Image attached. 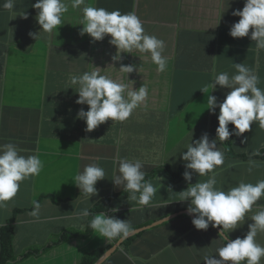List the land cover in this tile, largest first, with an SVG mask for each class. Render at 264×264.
<instances>
[{"label":"crops","instance_id":"obj_1","mask_svg":"<svg viewBox=\"0 0 264 264\" xmlns=\"http://www.w3.org/2000/svg\"><path fill=\"white\" fill-rule=\"evenodd\" d=\"M5 2L0 0V105L5 93L20 97L29 111L32 126L16 145L26 150L22 155H38L44 164L40 174L22 182L16 197L0 209V249L3 229L11 225L16 229L17 259L10 264H80L92 251H109L117 244L120 249L105 264H201L206 249L183 254L162 252L152 244L154 238L161 245L164 244L175 230L157 228V221L165 214L168 205L179 198L177 190L166 189L168 177L155 174L158 159L150 158L145 153H133L144 145H153L151 139L161 138L166 139V142L170 140L180 157L182 152H186L184 145L191 142V134L193 141L204 133L208 134L210 141L216 139L219 108H216L215 115L206 110L207 95L217 97L219 103L224 100L228 90L217 85L215 91L209 94L201 91L211 83L213 70L215 73L228 72L231 75L235 71L233 63H244L256 71L260 77L258 87L264 89V51L257 53L255 50V44L250 39L251 29L249 37L237 39L229 35L232 24L239 20L232 12L242 10L244 0H230L229 5L227 0H87V3L110 12H135L147 34L165 41L164 55L169 58L163 73L157 72V66L147 54H121V60L114 62L112 56L116 54V49L109 44L111 37H105L113 52L108 53L109 68L117 64L110 77L123 78L124 74L117 71L121 64L136 65L139 71L130 74L129 79L135 82L134 89H138L142 83L146 84L149 96L147 106L138 107L126 121L108 120L91 132L86 131L84 121L77 120L80 105L75 101L79 97L75 89L72 95L69 77L91 71L93 64L106 65V59L96 57L105 50H90L89 59H71L61 55L54 58L53 36L43 34L37 41L29 38L31 22L20 16L22 13H35L37 10L32 5L37 0H15L11 12L3 8ZM65 18L80 19L81 13L70 8ZM234 39L239 43L238 47L234 46ZM205 77L207 80L203 81ZM23 84L27 88H20ZM42 93L49 95L53 108L49 122L36 130L37 122L47 110L37 97ZM201 111H208L209 118L195 123L198 117H191L192 125L184 135L173 136L170 127L174 119H178L181 113ZM156 118L166 120L160 133L144 130V124ZM8 119V115L0 108V144L7 143L4 136ZM179 127L183 128L184 124ZM241 137L234 136L230 143L232 149L229 158L224 169L217 174V186L224 190L241 181L256 183L264 179V161L248 159L245 155L263 150H251L248 145L243 148ZM217 147L225 153L220 141H217ZM121 158L140 159L143 162L146 180L157 187L150 206L141 209L135 202L127 200L129 193L114 186L111 178L114 173L118 174L117 162ZM250 160L258 162L261 168L254 167L249 173ZM93 162L105 169L106 176L97 182V195L88 202L75 185V176ZM35 203L41 205L39 219L28 215ZM258 204H264V198ZM85 207L89 209V217L77 219L73 212ZM113 208L119 211L113 213ZM133 208L138 211H132ZM101 211H106L110 217L115 215L120 220H126V216L133 217L137 230L149 228L143 233L144 238L141 237L139 246L129 252L130 255L121 250L122 241H108L99 248L94 238L80 235L90 228L88 221L95 215L94 212ZM55 233L60 235L53 240ZM68 235L71 237L67 241H72L70 249H54L41 258L59 237H62L60 244L67 242L65 238ZM96 238L105 240L99 234ZM260 243L264 245V233ZM38 244L43 248L30 249ZM40 249L44 251L35 254L37 257L33 255L25 258L30 251L37 252ZM1 259L2 249L0 263ZM260 264H264V258Z\"/></svg>","mask_w":264,"mask_h":264},{"label":"clouds","instance_id":"obj_2","mask_svg":"<svg viewBox=\"0 0 264 264\" xmlns=\"http://www.w3.org/2000/svg\"><path fill=\"white\" fill-rule=\"evenodd\" d=\"M229 3L230 0H227L228 5ZM14 7L15 0H6L3 4V8L10 12ZM32 7L37 10L35 13L20 15L31 22L29 38L37 41L43 34L55 36L61 31L63 35L68 30L77 29L78 40L83 41L89 51L105 50L96 57L106 59V65L93 64L91 71L69 77L72 95L75 89L79 97L75 101L80 105L76 117L78 121L85 122L86 131L91 132L108 120L124 122L138 107L147 106V85L142 83V86L134 89L135 82L129 79L130 74L139 71L136 65L121 64L117 71L124 74L123 78L110 77L117 64H112L113 68H109L108 53L113 52L109 49L108 41L104 40L105 37H111L109 44L116 49V54L112 56L114 62L121 60V54H147L157 66V72L163 73L169 60L164 55L166 43L155 35L147 34L135 12H110L87 3V0H37ZM70 8L80 11L79 23L65 18ZM232 15L239 17V20L232 24L229 35L237 39L249 37L251 29L250 39L255 44V50L257 53L264 51V0H244L243 9L233 11ZM76 43L79 44V41ZM88 52L85 54L87 57ZM233 68L235 71L231 75L228 72L215 73L213 70L211 83L201 90L209 94L215 91L217 85L229 90L224 100L219 103L217 97L207 95L206 110L215 115L216 108H219L216 139L210 141L208 134L204 133L193 141L191 134V142L184 145L186 152L181 153L179 168L168 177L169 185L166 184V189L177 190L179 199L170 203L165 214L157 221V228L168 227L175 230L164 244L161 245L157 238L152 243L162 252L187 254L210 249V255L204 256L201 264H260L264 258V245L260 243L264 233V204H258L264 198V179L256 183L241 181L227 190L217 186V174L224 169L223 166L229 158L230 149L225 141L232 142L234 136L241 137L247 132L264 133V89L258 87L260 77L253 68L244 63H233ZM37 97L47 108L37 122L36 130H39L51 119L53 104L47 93ZM0 108L9 117L4 136L7 143L0 144L2 209L7 206L6 202L16 197L22 182L40 174L44 164L38 155H22L26 150L16 145L32 126L29 111L20 101V97L11 93L3 94ZM254 122H258L259 132L253 125ZM229 124L234 126L231 132ZM217 141L221 142L225 153L217 147ZM246 142L247 138L241 140V143ZM245 155L248 159L264 161V150ZM117 163L118 174L114 173L111 178L114 186L129 193L127 200L135 202L141 209L143 206H150L157 187L150 180H146L143 162L140 159L121 158ZM254 167H259L258 162L250 160L249 173ZM105 176V169L93 162L77 173L75 185L89 202L92 196L97 195V182L105 179ZM40 208L41 205L35 203L28 215L39 219ZM111 211L116 213L119 209L113 208ZM132 211L138 209L133 208ZM105 212H94L95 215L88 221V230L98 233L106 241H122L121 250L130 255L129 252L139 246L144 238L143 233L149 228L137 230L133 217L126 216V220H120L115 215L107 216ZM73 215L77 219H87L90 212L85 207L75 209ZM88 230L80 235L87 234ZM89 236L90 234L83 237ZM128 241L131 242L130 245L123 247ZM113 249L118 251L119 245L109 251L101 249L94 254L92 251L83 260L90 255L97 259L105 252L104 257Z\"/></svg>","mask_w":264,"mask_h":264},{"label":"rangeland","instance_id":"obj_3","mask_svg":"<svg viewBox=\"0 0 264 264\" xmlns=\"http://www.w3.org/2000/svg\"><path fill=\"white\" fill-rule=\"evenodd\" d=\"M69 19L75 21L76 23H79V21H80V19H77V18H69ZM78 39L79 38H78L77 29L68 30L66 33H63V35H62L61 31L57 32V34L55 36H53L54 58L57 57L58 55H61L63 57H68V58H72V59H89L85 55L86 52L89 51V47L86 46L83 43V41H80ZM76 41H79V44H77ZM233 44L236 47L239 46V43L235 39L233 41ZM127 59H129V58H127ZM206 80H207L206 77L203 78V81H206ZM20 88H27V86L23 84L20 86ZM182 115H183V117H181ZM209 115L210 114L208 111H201L199 113H197V112H195V113H193V112L181 113V115L178 119H174L172 121V126L170 127V130L173 132V136H182V135H184V132L186 131V129L190 125H192L191 117H194V116L198 117V119H195L194 121H195V123H197V122L200 123L201 121L208 119ZM165 121L166 120L162 121V119H160V118L153 119V120L144 124V130L149 131L150 133H154V132L160 133L161 127L163 126ZM182 123L184 124L183 128L179 127ZM253 125L255 126L256 130L259 132L258 122H254ZM199 129L200 128H198L197 130H199ZM255 133H256V131L247 132V133L243 134V136L241 137V140L247 138V142L242 143L243 148H245V146L248 145L251 150H255L258 148L264 150V133L259 132V134H260L259 136H256ZM150 141L153 142V145H151V146L144 145L138 149V152H135L133 154H139L140 155V154L145 153L150 158L158 159L159 164H158V167L155 169V174H160V175H164L166 177H170L172 174H174L173 172L175 170H177L179 168V165H180V161H179L180 157L178 155V150L176 149V147L173 145V143L170 140L166 142V139L157 138L155 140L151 139ZM225 143L227 144V146L231 152V149H232V146L230 144L231 141L230 140L225 141ZM168 164L171 165V168ZM258 168H261V167H258ZM106 215L109 216L107 213H106ZM97 234L98 233H95L94 231H92L89 237L94 238L93 241L98 243V247L100 248V247H103L105 245V243H107L108 241L97 239L96 238ZM59 235L60 234H57V233L53 234V240ZM61 239H62V237H59L55 241V243L53 245V249H47L45 251L47 253L42 254L41 258H43L46 255L53 252L54 249H59L62 247H63L62 249H65V251L67 249H70L72 241H67V242H63L60 244ZM130 243L131 242L128 241L126 243V245H124L123 247H128L130 245ZM116 246L117 245H114L113 247H116ZM35 248H43V247L39 246V244H38V245L33 246L30 249H35ZM1 249L3 250L2 241H1ZM13 250H14V255L17 256L15 247H13ZM28 251H29V249L25 252H28ZM42 251H44V250L40 249L39 251H37V254H40ZM207 255H210V249L207 250L206 256ZM33 257H37V256L34 255Z\"/></svg>","mask_w":264,"mask_h":264},{"label":"trees","instance_id":"obj_4","mask_svg":"<svg viewBox=\"0 0 264 264\" xmlns=\"http://www.w3.org/2000/svg\"><path fill=\"white\" fill-rule=\"evenodd\" d=\"M229 131L231 132L234 129V126L229 124ZM91 230L87 234H82V236H86L91 234ZM15 235H16V229L13 225L10 227H7L3 230L2 232V245H3V250H2V259L0 264H9L12 261H15L17 259V256L14 255V250L13 247H15ZM71 235H68L65 240H69ZM49 249H53V247H50ZM37 254L36 251H30L27 253L25 258H29L33 255ZM94 254V253H93ZM105 252L101 253L97 259L94 258V255H90L86 257L81 264H96L99 259L103 257Z\"/></svg>","mask_w":264,"mask_h":264},{"label":"water","instance_id":"obj_5","mask_svg":"<svg viewBox=\"0 0 264 264\" xmlns=\"http://www.w3.org/2000/svg\"><path fill=\"white\" fill-rule=\"evenodd\" d=\"M115 249L106 254L97 264H104V262L116 251Z\"/></svg>","mask_w":264,"mask_h":264}]
</instances>
